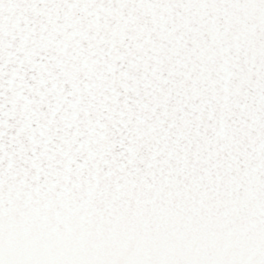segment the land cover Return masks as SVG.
Segmentation results:
<instances>
[{
  "label": "snow or ice",
  "instance_id": "1",
  "mask_svg": "<svg viewBox=\"0 0 264 264\" xmlns=\"http://www.w3.org/2000/svg\"><path fill=\"white\" fill-rule=\"evenodd\" d=\"M0 264H264V0H0Z\"/></svg>",
  "mask_w": 264,
  "mask_h": 264
}]
</instances>
